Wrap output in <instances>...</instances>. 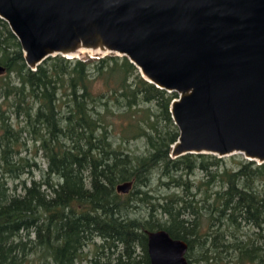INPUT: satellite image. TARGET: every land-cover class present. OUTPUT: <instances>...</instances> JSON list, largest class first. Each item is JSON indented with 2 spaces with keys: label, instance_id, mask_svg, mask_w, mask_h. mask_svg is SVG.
<instances>
[{
  "label": "trees",
  "instance_id": "1",
  "mask_svg": "<svg viewBox=\"0 0 264 264\" xmlns=\"http://www.w3.org/2000/svg\"><path fill=\"white\" fill-rule=\"evenodd\" d=\"M0 65V264H151L158 229L190 264H264V162L171 158L176 92L114 53L31 69L2 18ZM29 142L45 169L21 154Z\"/></svg>",
  "mask_w": 264,
  "mask_h": 264
},
{
  "label": "water",
  "instance_id": "2",
  "mask_svg": "<svg viewBox=\"0 0 264 264\" xmlns=\"http://www.w3.org/2000/svg\"><path fill=\"white\" fill-rule=\"evenodd\" d=\"M0 18L31 69L79 49L112 52L176 92L171 158L241 154L264 162V0H0ZM145 233L151 264H190L186 241L164 229Z\"/></svg>",
  "mask_w": 264,
  "mask_h": 264
},
{
  "label": "rangeland",
  "instance_id": "3",
  "mask_svg": "<svg viewBox=\"0 0 264 264\" xmlns=\"http://www.w3.org/2000/svg\"><path fill=\"white\" fill-rule=\"evenodd\" d=\"M112 52H99V51H93V50H89V51H85V52H82L80 54H75L73 56H71L70 58H91V56H93V58H97L95 56H98V57H102L106 54H110ZM116 54V53H114ZM33 145L32 143L29 142L28 144V148L27 149H23L22 151V155L23 156H28V157H33L34 156V150H33ZM233 155V154H232ZM230 155L228 156H224L225 158H229ZM243 156V155H242ZM37 164V166L41 169H45L46 167V163L45 161L43 160L41 154L38 152L37 155L34 156L33 158ZM31 173L33 174V177H35L36 179H39L40 178V171L38 168L36 167H32L31 168ZM29 175L26 174V176ZM95 242L96 243H99L100 240L99 239H95ZM84 252L86 253H90V254H93V247L90 245V246H87L85 249H84ZM29 264H44V263H41L39 260L37 259H34V260H31V262H29ZM83 264H88L87 261H84Z\"/></svg>",
  "mask_w": 264,
  "mask_h": 264
},
{
  "label": "bare ground",
  "instance_id": "4",
  "mask_svg": "<svg viewBox=\"0 0 264 264\" xmlns=\"http://www.w3.org/2000/svg\"><path fill=\"white\" fill-rule=\"evenodd\" d=\"M85 51H89V50H85V49H79V51H77V54H80L82 52H85ZM68 57H71L73 55H67Z\"/></svg>",
  "mask_w": 264,
  "mask_h": 264
},
{
  "label": "built area",
  "instance_id": "5",
  "mask_svg": "<svg viewBox=\"0 0 264 264\" xmlns=\"http://www.w3.org/2000/svg\"><path fill=\"white\" fill-rule=\"evenodd\" d=\"M95 57H98V56H95ZM91 58H93V56H91Z\"/></svg>",
  "mask_w": 264,
  "mask_h": 264
}]
</instances>
